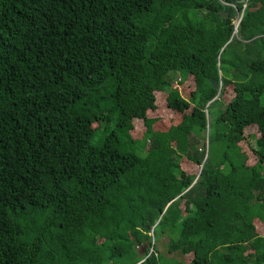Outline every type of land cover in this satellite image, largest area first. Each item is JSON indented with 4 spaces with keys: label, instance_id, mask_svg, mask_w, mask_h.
<instances>
[{
    "label": "trees",
    "instance_id": "1",
    "mask_svg": "<svg viewBox=\"0 0 264 264\" xmlns=\"http://www.w3.org/2000/svg\"><path fill=\"white\" fill-rule=\"evenodd\" d=\"M163 236L264 264V0H0V264H185Z\"/></svg>",
    "mask_w": 264,
    "mask_h": 264
},
{
    "label": "rangeland",
    "instance_id": "2",
    "mask_svg": "<svg viewBox=\"0 0 264 264\" xmlns=\"http://www.w3.org/2000/svg\"><path fill=\"white\" fill-rule=\"evenodd\" d=\"M239 21H235L234 24H238ZM240 24V22H239ZM169 79L174 82V85L176 88H178V90L180 91V93L183 95L184 98L189 99V95L190 93L193 91L192 89H194V80L192 79V77L189 78V81L185 84H182L181 82H179L180 80V76L179 75H170ZM219 90L221 91V85ZM233 95L232 93V89L230 91H227L225 93V95L222 97V101L224 103H228V99ZM163 100L162 98L159 100V106L157 108L156 111H152L149 113V117L150 118H156L158 119V123L155 125V129L157 131H167L170 129V127L175 126L179 120L182 119L183 114H178V113H174L173 111H171L167 104H163ZM213 116L214 115H209V122L212 123L211 120H213ZM96 127V124L94 125ZM255 128H249L247 129V135L249 136L250 134H255ZM143 132V133H142ZM142 133V134H141ZM144 134V131H138L135 132L134 135L136 137H141ZM206 136H208V131ZM253 143L250 145L252 146ZM250 146L248 145V143L246 142V144H244V146L242 147V150L245 154L248 155L251 153L250 150ZM192 165V164H190ZM195 172H197V174H199L200 170H195ZM151 236L153 237L154 234L151 233ZM168 242L169 239L167 236H163V237H159V239L155 242V247L156 250L161 253L165 258L167 259H171V258H175L178 261H183L185 264H188V259L189 257H185V256H181L180 254H173L170 255L168 253ZM153 251V249H152Z\"/></svg>",
    "mask_w": 264,
    "mask_h": 264
},
{
    "label": "water",
    "instance_id": "3",
    "mask_svg": "<svg viewBox=\"0 0 264 264\" xmlns=\"http://www.w3.org/2000/svg\"><path fill=\"white\" fill-rule=\"evenodd\" d=\"M222 15L224 16L226 14L223 13ZM211 82H212V84H213V86H214L215 89H219L220 88L221 83L219 81L211 79ZM147 229H150V228L147 227Z\"/></svg>",
    "mask_w": 264,
    "mask_h": 264
},
{
    "label": "built area",
    "instance_id": "4",
    "mask_svg": "<svg viewBox=\"0 0 264 264\" xmlns=\"http://www.w3.org/2000/svg\"><path fill=\"white\" fill-rule=\"evenodd\" d=\"M237 30H238V25H237V27H236V33H237Z\"/></svg>",
    "mask_w": 264,
    "mask_h": 264
}]
</instances>
